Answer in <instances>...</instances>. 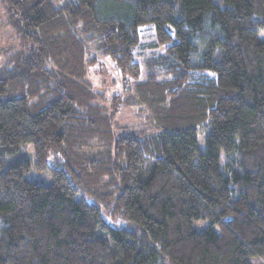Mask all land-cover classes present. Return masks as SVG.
Here are the masks:
<instances>
[{
  "label": "trees",
  "instance_id": "trees-1",
  "mask_svg": "<svg viewBox=\"0 0 264 264\" xmlns=\"http://www.w3.org/2000/svg\"><path fill=\"white\" fill-rule=\"evenodd\" d=\"M3 6L20 46L0 66V264L264 261V0ZM106 59L134 94L94 89ZM130 105L147 129L117 125ZM30 145L50 186L27 179Z\"/></svg>",
  "mask_w": 264,
  "mask_h": 264
},
{
  "label": "rangeland",
  "instance_id": "rangeland-1",
  "mask_svg": "<svg viewBox=\"0 0 264 264\" xmlns=\"http://www.w3.org/2000/svg\"><path fill=\"white\" fill-rule=\"evenodd\" d=\"M4 1L0 0V66L5 61L4 53L7 50H12L15 48H19L20 46V34L18 30L15 28L19 25L18 21H16L15 17H13L7 10L4 9ZM55 5L58 6L61 4L62 1L65 0H53ZM261 38H264V33L261 34ZM155 41L152 31H145L144 33V40L142 41V46L139 49V52H142V56H140L142 61L145 57L151 54L153 49L150 48L152 42ZM138 61H141V60ZM104 67L96 66L93 70V73L90 76V81L94 86V89L97 91H101L106 95H119L123 94L124 90L126 91V87L130 90L129 93L134 94V86L137 83V80H129L127 82V86H124V82L122 81V74L116 69L112 62L103 60ZM142 79V77H141ZM144 79V78H143ZM127 94V92L125 93ZM140 106L130 105L124 106L120 109L119 114L117 115L116 123L121 128L122 127H131L136 125L140 129H147L149 119L151 118V113L145 109L146 112L143 113L141 116L142 118L138 117ZM151 127L149 130H154V122L151 123ZM137 127V128H138ZM206 135L207 131H200L199 132V147L205 150L206 146ZM25 151H30V154H25ZM22 152L25 154L27 159L31 163V172L27 175V179L29 181H33L35 183H39L40 185L50 186L52 184L53 178L47 172L40 173L37 168L35 167V156L33 146L23 147ZM194 228L198 231H203L208 228V223L203 222H195ZM255 264H264V261L254 260Z\"/></svg>",
  "mask_w": 264,
  "mask_h": 264
}]
</instances>
